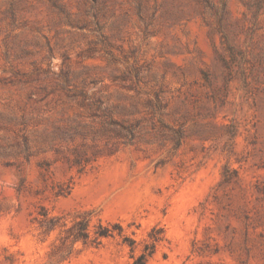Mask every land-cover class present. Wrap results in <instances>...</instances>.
<instances>
[{
	"label": "rangeland",
	"instance_id": "rangeland-1",
	"mask_svg": "<svg viewBox=\"0 0 264 264\" xmlns=\"http://www.w3.org/2000/svg\"><path fill=\"white\" fill-rule=\"evenodd\" d=\"M83 215L120 233L61 257ZM147 245L264 264V0H0V264Z\"/></svg>",
	"mask_w": 264,
	"mask_h": 264
},
{
	"label": "trees",
	"instance_id": "trees-1",
	"mask_svg": "<svg viewBox=\"0 0 264 264\" xmlns=\"http://www.w3.org/2000/svg\"><path fill=\"white\" fill-rule=\"evenodd\" d=\"M38 223L42 232L48 233L56 227L60 226L59 216H51L43 208L38 212ZM63 226V224L61 225ZM118 228V233H120V227L118 223L113 224H103L102 222H97L94 224L93 231L90 230L89 219L84 215L79 216L74 222L66 227H63L61 236V250L60 256L64 257L68 255L74 243L81 241L83 243L91 242L95 245L100 244L102 238L113 236L114 230ZM92 232V237H91ZM123 241H129L131 245L133 241L129 240L126 236L123 237ZM154 251L153 245L145 246L144 250L140 252L133 260L128 264H145L148 256H150Z\"/></svg>",
	"mask_w": 264,
	"mask_h": 264
}]
</instances>
